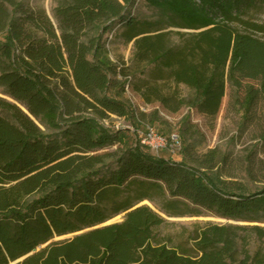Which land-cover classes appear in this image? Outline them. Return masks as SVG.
<instances>
[{"label": "trees", "instance_id": "obj_1", "mask_svg": "<svg viewBox=\"0 0 264 264\" xmlns=\"http://www.w3.org/2000/svg\"><path fill=\"white\" fill-rule=\"evenodd\" d=\"M52 1L54 21L21 0H0V264L26 256L16 264H264V249L251 242L264 241L259 226L196 225L192 248L174 246L156 232L166 220L141 205L158 202L170 217L264 223V187L228 179L217 149L193 154L189 117L177 136L179 163L103 124L136 120L124 96L143 65L162 81L139 89L147 103L215 118L231 84L250 119L264 95V41L235 25L263 33L245 19L264 0H146L165 28L135 18L138 0ZM117 26L134 43L132 73L109 55L105 36Z\"/></svg>", "mask_w": 264, "mask_h": 264}, {"label": "rangeland", "instance_id": "obj_2", "mask_svg": "<svg viewBox=\"0 0 264 264\" xmlns=\"http://www.w3.org/2000/svg\"><path fill=\"white\" fill-rule=\"evenodd\" d=\"M29 4L35 9H44L48 16L54 21L53 11L56 3L52 0H21ZM132 13L140 23L149 22L152 24L163 23L162 27L165 28L167 22L161 14L150 7L146 0H138ZM245 20L263 26L264 25V7L260 10L252 12ZM236 28L241 33L251 34L264 41V32L256 31L249 26L243 24H236ZM125 29L117 26L116 29L107 34V48L109 50L110 58L113 62L120 67L128 69L130 73L135 70L136 63L133 60L134 43L127 44L122 38V33ZM166 32H176L178 29L164 30ZM184 32V31H183ZM171 41L179 44L180 41L176 35L171 37ZM168 42L169 39H168ZM143 72V73H140ZM140 72L132 73L124 100L129 104L132 110L135 111L136 120L134 122L125 119L112 117L105 120L103 124L111 128L113 131L126 130L133 137L141 141L143 145L150 148V141L143 143V140L148 138L150 130L154 134L165 138L167 146L161 149L155 155L162 158H170L175 162H180L181 159V146L179 149L172 148V136H178L179 129L182 127L183 119L189 117L188 125L191 129L192 138L189 143L193 146V154L200 156L206 154L209 150L217 149L221 156L226 157L223 163L220 164L221 172L228 175V179L233 181L242 182L249 185L253 190L264 187V95L258 104L253 108V114L250 119L244 120V113L240 110V106L236 101V96L239 95L231 84L227 85L226 95L223 98L222 105L218 115L215 118L199 114L195 109L189 110L183 108L177 114L170 113L158 102L147 103L141 97L139 89L147 85L157 83L160 84V79L154 78L158 74L157 68L154 65H143ZM244 85H255L257 83L252 81H243ZM172 88L170 86L162 87V92L167 94ZM144 91V90H143ZM184 95H189V90L182 87ZM0 95L1 91H0ZM150 129V130H149ZM180 139L178 138L177 141ZM181 145V144H180ZM174 149V150H173ZM152 151V149L150 148ZM141 205H147L157 212L162 218L166 220L165 224L156 230L161 238H170L174 246L184 245L192 248L190 241L191 236L194 234L196 225L217 224L221 226L233 225L244 227L259 226L264 229V223H246L236 222L228 219L213 216L211 214L202 213L200 216H181L170 217L162 211L161 204L143 202ZM122 216L113 218L108 223L122 222ZM244 235L249 233L243 232ZM71 236H64L56 238L55 240L69 239ZM254 238V237H253ZM253 246H261L264 249V241H257L252 239Z\"/></svg>", "mask_w": 264, "mask_h": 264}, {"label": "built area", "instance_id": "obj_3", "mask_svg": "<svg viewBox=\"0 0 264 264\" xmlns=\"http://www.w3.org/2000/svg\"><path fill=\"white\" fill-rule=\"evenodd\" d=\"M150 130V129H149ZM178 137L176 136H172L171 138V147L172 148H176V149H179V147L181 146L179 144V141H177ZM148 142L149 144V141H150V148L152 149V152L153 153H158L161 149H163L165 146H167V141L166 139L164 138H161L160 136H157L156 134H154L153 130H150L149 131V134H148V138L146 137V139L143 140V143L145 142ZM174 150V149H173Z\"/></svg>", "mask_w": 264, "mask_h": 264}, {"label": "water", "instance_id": "obj_4", "mask_svg": "<svg viewBox=\"0 0 264 264\" xmlns=\"http://www.w3.org/2000/svg\"><path fill=\"white\" fill-rule=\"evenodd\" d=\"M107 224H113V223H107ZM78 234H79V233H78ZM78 234L69 235V236H71V238H73V237H75V236L78 235ZM29 256H30V255H29ZM26 257H27V256H26ZM26 257L21 258L19 261L15 262L14 264L19 263L20 261L24 260Z\"/></svg>", "mask_w": 264, "mask_h": 264}]
</instances>
